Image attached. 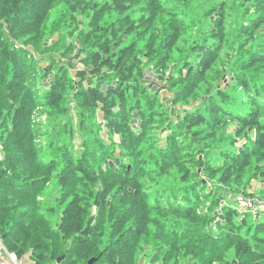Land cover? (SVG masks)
Wrapping results in <instances>:
<instances>
[{"label":"trees","instance_id":"obj_1","mask_svg":"<svg viewBox=\"0 0 264 264\" xmlns=\"http://www.w3.org/2000/svg\"><path fill=\"white\" fill-rule=\"evenodd\" d=\"M53 177L57 228L42 200ZM240 197L264 203V0H0L10 252L264 264L263 215Z\"/></svg>","mask_w":264,"mask_h":264},{"label":"rangeland","instance_id":"obj_2","mask_svg":"<svg viewBox=\"0 0 264 264\" xmlns=\"http://www.w3.org/2000/svg\"><path fill=\"white\" fill-rule=\"evenodd\" d=\"M45 157L48 158L47 156ZM46 158H44V160ZM254 188L255 190H257L258 188L257 185H255ZM60 194H61V191H60V186L58 184V180L56 177H53L43 193L42 200L44 201V204H45V208H46L45 212L50 217L51 223L55 228H57L60 223L62 210L64 208V205H59L58 199L60 197ZM240 200L242 201V204H241L242 208L248 209L249 208L248 200H243L242 197H240ZM234 205L238 206V209L241 211L239 203H236ZM253 220L254 218L250 216L249 221L252 222ZM259 223L264 224L263 217L259 219ZM25 260H26L25 264L32 263L30 260H28V258H26Z\"/></svg>","mask_w":264,"mask_h":264},{"label":"built area","instance_id":"obj_3","mask_svg":"<svg viewBox=\"0 0 264 264\" xmlns=\"http://www.w3.org/2000/svg\"><path fill=\"white\" fill-rule=\"evenodd\" d=\"M249 208H252L254 212L259 210L264 218V203L255 202L253 200L248 201ZM0 264H25L22 259H19L16 254L10 252L2 242L0 237Z\"/></svg>","mask_w":264,"mask_h":264},{"label":"water","instance_id":"obj_4","mask_svg":"<svg viewBox=\"0 0 264 264\" xmlns=\"http://www.w3.org/2000/svg\"><path fill=\"white\" fill-rule=\"evenodd\" d=\"M152 76V73H150L149 74V77L148 78H150ZM113 89V86H110V87H104L103 88V90L105 91V90H112ZM153 91H157V87H154L153 88ZM137 120L136 119H134V120H132V125H133V127H136V124H137ZM141 125V123H139V126ZM141 132V130H138V133H140ZM94 259L93 260H91L90 262H89V264H93L94 263Z\"/></svg>","mask_w":264,"mask_h":264},{"label":"crops","instance_id":"obj_5","mask_svg":"<svg viewBox=\"0 0 264 264\" xmlns=\"http://www.w3.org/2000/svg\"><path fill=\"white\" fill-rule=\"evenodd\" d=\"M26 258H28V260H30V258H29V256H27V257H25L24 259H23V261H24V263H26ZM31 261V260H30ZM31 264H33V263H31Z\"/></svg>","mask_w":264,"mask_h":264}]
</instances>
